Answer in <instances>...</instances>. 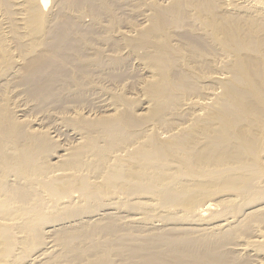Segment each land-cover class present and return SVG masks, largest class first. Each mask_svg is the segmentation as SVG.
I'll return each instance as SVG.
<instances>
[{
  "label": "bare ground",
  "instance_id": "bare-ground-1",
  "mask_svg": "<svg viewBox=\"0 0 264 264\" xmlns=\"http://www.w3.org/2000/svg\"><path fill=\"white\" fill-rule=\"evenodd\" d=\"M0 264H264V0H0Z\"/></svg>",
  "mask_w": 264,
  "mask_h": 264
},
{
  "label": "rangeland",
  "instance_id": "rangeland-1",
  "mask_svg": "<svg viewBox=\"0 0 264 264\" xmlns=\"http://www.w3.org/2000/svg\"><path fill=\"white\" fill-rule=\"evenodd\" d=\"M52 6H50V8H51ZM86 17H88V19L86 18ZM85 17V20L86 21H89L90 20V17L89 16H86ZM56 132H54V134L53 135H58V137H60L61 139H63V140H65V139H68V138H72L71 137V134L70 133H66L67 131H61L60 130V132H59V130H55ZM57 133V134H56ZM64 134V135H63Z\"/></svg>",
  "mask_w": 264,
  "mask_h": 264
}]
</instances>
